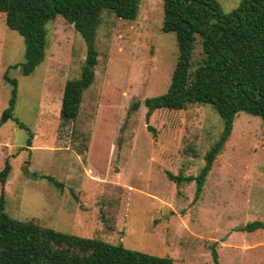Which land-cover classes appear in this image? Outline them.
<instances>
[{
    "label": "rangeland",
    "instance_id": "1",
    "mask_svg": "<svg viewBox=\"0 0 264 264\" xmlns=\"http://www.w3.org/2000/svg\"><path fill=\"white\" fill-rule=\"evenodd\" d=\"M218 1L229 12L241 0ZM163 20V0H141L136 19L103 13L95 81L78 118L64 126L65 85L80 76L86 40L58 16L48 23L45 60L24 75L11 66L25 61V38L0 10V172L7 160L12 166L0 204L3 197L14 218L176 264H213V247L220 264H264V229H241L264 221V122L238 113L198 199L196 180L170 178L197 176L225 123L210 104L159 109L147 119L146 99L168 91L179 56ZM7 74L19 82L13 116Z\"/></svg>",
    "mask_w": 264,
    "mask_h": 264
},
{
    "label": "trees",
    "instance_id": "2",
    "mask_svg": "<svg viewBox=\"0 0 264 264\" xmlns=\"http://www.w3.org/2000/svg\"><path fill=\"white\" fill-rule=\"evenodd\" d=\"M163 3L162 30L176 34L179 56L168 91L146 99L147 119L159 109L184 110L192 104H210L225 123L197 176L169 173L178 183L196 180L198 199L233 132L238 113L259 116L264 122V0H241L229 12L223 11L218 0H163ZM140 5L141 0H0L7 25L26 41L25 61L11 67L21 68L24 75L32 74L46 57L48 23L63 15L74 24L87 42V55L80 76L65 85L61 119L66 126L78 118L84 93L96 78L97 35L103 13L136 19ZM7 80L12 85V96L6 112L13 116L19 82L8 74ZM11 170L7 160L0 172V183H6ZM47 178L63 186L55 177ZM3 202L2 197L0 264H176L172 257L130 248L123 242L84 237L43 226L34 219L14 218L5 211ZM241 229L249 232L264 229V221H250ZM212 256L213 264H220L214 247Z\"/></svg>",
    "mask_w": 264,
    "mask_h": 264
},
{
    "label": "water",
    "instance_id": "3",
    "mask_svg": "<svg viewBox=\"0 0 264 264\" xmlns=\"http://www.w3.org/2000/svg\"><path fill=\"white\" fill-rule=\"evenodd\" d=\"M8 117H9V116L7 115V116L4 117V119H6V118H8Z\"/></svg>",
    "mask_w": 264,
    "mask_h": 264
}]
</instances>
